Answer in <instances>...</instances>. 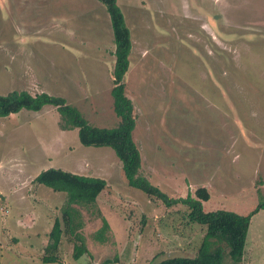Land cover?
I'll list each match as a JSON object with an SVG mask.
<instances>
[{
    "label": "rangeland",
    "instance_id": "rangeland-1",
    "mask_svg": "<svg viewBox=\"0 0 264 264\" xmlns=\"http://www.w3.org/2000/svg\"><path fill=\"white\" fill-rule=\"evenodd\" d=\"M117 3L130 30L124 82L139 174L171 198L205 186L206 210L248 214L264 201V0ZM113 50L98 0H0L1 94L59 95L90 125L116 127ZM48 168L103 178L106 186L94 207L76 206L88 253L74 260L64 233L62 262L47 264H153L197 250L205 231L187 222L186 205L129 186L110 147L82 145L77 128L61 129L47 105L0 117V264H43L67 198L33 181ZM263 250L260 208L240 264H264ZM231 263L225 256L222 264Z\"/></svg>",
    "mask_w": 264,
    "mask_h": 264
},
{
    "label": "trees",
    "instance_id": "trees-1",
    "mask_svg": "<svg viewBox=\"0 0 264 264\" xmlns=\"http://www.w3.org/2000/svg\"><path fill=\"white\" fill-rule=\"evenodd\" d=\"M98 1L104 5L108 13L114 42L110 94L113 111L119 117L118 125L113 128L92 126L64 97L45 91L31 94L24 89L0 93V117H7L21 110L40 111L44 106H53L60 115L61 129L77 128L78 140L82 145L110 147L114 151L121 162L129 186L141 190L149 197L159 199L165 205L170 206L178 202L186 205L187 222L198 223L205 231L197 250L192 255L169 256L153 264H222L225 256L233 262H239L244 253L251 216L260 208H264V201L259 202L251 212L244 215L227 209L206 210L203 203L209 200L210 193L205 186L197 187L193 193L189 192L185 197L175 199L167 196L145 176L139 174L140 152L132 136L135 114L132 101L126 95L124 82V75L129 66L130 30L117 0ZM33 181L54 191L65 192L67 196L60 207L61 218L54 219L48 232L41 262L43 264L62 262L58 253L62 249L64 233H68L72 238L74 260L88 253L86 241L78 232L83 222L80 210L76 206L94 207L98 194L106 186V181L103 178L79 175L60 168L45 169L39 172ZM77 220L80 223H77ZM103 220L102 218L101 228L104 226L108 228Z\"/></svg>",
    "mask_w": 264,
    "mask_h": 264
},
{
    "label": "crops",
    "instance_id": "crops-1",
    "mask_svg": "<svg viewBox=\"0 0 264 264\" xmlns=\"http://www.w3.org/2000/svg\"><path fill=\"white\" fill-rule=\"evenodd\" d=\"M263 254H264V250H263V252H262ZM243 257V256H242ZM237 262H233V263H231V264H236ZM238 264H240V262L238 263Z\"/></svg>",
    "mask_w": 264,
    "mask_h": 264
}]
</instances>
